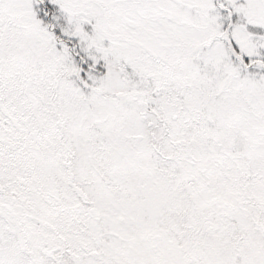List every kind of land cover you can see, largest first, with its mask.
<instances>
[{"label":"snow or ice","instance_id":"1","mask_svg":"<svg viewBox=\"0 0 264 264\" xmlns=\"http://www.w3.org/2000/svg\"><path fill=\"white\" fill-rule=\"evenodd\" d=\"M0 264H264V0H0Z\"/></svg>","mask_w":264,"mask_h":264}]
</instances>
